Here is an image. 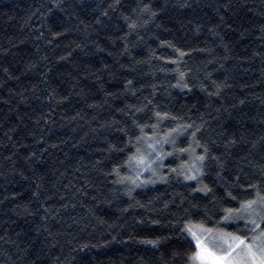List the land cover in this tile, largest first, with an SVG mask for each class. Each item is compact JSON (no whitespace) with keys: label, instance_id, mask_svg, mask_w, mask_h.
Listing matches in <instances>:
<instances>
[{"label":"trees","instance_id":"1","mask_svg":"<svg viewBox=\"0 0 264 264\" xmlns=\"http://www.w3.org/2000/svg\"><path fill=\"white\" fill-rule=\"evenodd\" d=\"M177 48L188 89L174 87ZM154 111L182 118L162 131L201 127L223 161L206 167L207 196L169 171L181 163L171 157L166 182L131 193L114 183L124 155L109 145L138 135L134 120L155 123ZM261 168L264 0H0V264H188L185 223L224 227Z\"/></svg>","mask_w":264,"mask_h":264},{"label":"snow or ice","instance_id":"2","mask_svg":"<svg viewBox=\"0 0 264 264\" xmlns=\"http://www.w3.org/2000/svg\"><path fill=\"white\" fill-rule=\"evenodd\" d=\"M115 3L118 5L119 0H115ZM56 7H60V5L57 4ZM140 11L150 14L151 17L157 15L150 4H144ZM102 15L107 16V11H104ZM125 19L127 20L128 17ZM128 27L130 30H135L137 24L133 22ZM54 35L58 36L61 33H54ZM175 51L178 53V58L172 61L177 65L175 69L177 82L174 87L181 90L188 89L186 73L179 68L183 57L188 53L178 48ZM127 85H132V81H127ZM220 87L221 85H217V91L210 95H219ZM149 103L151 102L149 101ZM146 107L147 105L144 107L131 106L128 111L129 114L135 116L136 113L144 112ZM154 118L155 123H140L134 120V127L139 134L133 133L123 147L109 145L108 151L124 155L123 161L114 166L109 173L115 177L114 183L125 186L131 193L136 188H143L155 184L157 181L166 182L167 177L162 173V169L165 167V160L171 157L181 160L178 167L169 169L171 173L182 177L185 181H195L198 187L194 191L204 193L205 196L210 194L212 189L203 183L206 167L209 161H213L218 168L223 169L224 163L220 157L211 154L207 144L201 143L197 136L202 130L201 127L194 123H178L175 127L162 131L160 129L162 122L176 121L182 118L160 111H154ZM120 131L127 134L126 129H120ZM189 133L192 137L191 141L187 143L186 147H178V138L186 137ZM236 143L235 139L229 140L231 145ZM166 145L170 146V151L165 149ZM197 149L200 151L198 152ZM122 171L127 174L122 175ZM244 190L249 193L250 198L239 200L237 207L223 210L219 223L224 227L209 228L205 227L203 223L193 224L191 221L185 223L182 231L195 241L196 248L187 257L188 264H264V168H261L259 182L248 183ZM226 195L232 201L237 200V196L233 195L231 191H226ZM33 196L38 197L39 192H34ZM226 227H236L237 231H226ZM142 242L154 246H158L160 243L159 240ZM88 247L87 244L81 245L78 250L83 251Z\"/></svg>","mask_w":264,"mask_h":264},{"label":"rangeland","instance_id":"3","mask_svg":"<svg viewBox=\"0 0 264 264\" xmlns=\"http://www.w3.org/2000/svg\"><path fill=\"white\" fill-rule=\"evenodd\" d=\"M241 227H242V225H241ZM235 231H237V228L236 227H234V232ZM190 237V236H189ZM191 238V237H190ZM192 239V238H191ZM193 241V240H192ZM194 243H195V241H193ZM196 250V249H195Z\"/></svg>","mask_w":264,"mask_h":264}]
</instances>
